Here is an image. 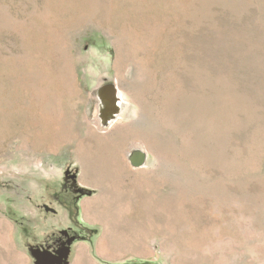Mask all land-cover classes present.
<instances>
[{
  "label": "rangeland",
  "instance_id": "rangeland-1",
  "mask_svg": "<svg viewBox=\"0 0 264 264\" xmlns=\"http://www.w3.org/2000/svg\"><path fill=\"white\" fill-rule=\"evenodd\" d=\"M0 264H264V0H0Z\"/></svg>",
  "mask_w": 264,
  "mask_h": 264
},
{
  "label": "flooded vegetation",
  "instance_id": "flooded-vegetation-1",
  "mask_svg": "<svg viewBox=\"0 0 264 264\" xmlns=\"http://www.w3.org/2000/svg\"><path fill=\"white\" fill-rule=\"evenodd\" d=\"M63 235H64V239L61 242L59 239H57L58 241L56 240L55 242H53V244L51 243L52 245H51V248H49V250L54 251V253H59V251L61 250V247H62V250L65 249V246L67 245L66 241L71 238V235L69 234V232L68 233L63 232ZM51 256H53V255H51Z\"/></svg>",
  "mask_w": 264,
  "mask_h": 264
},
{
  "label": "water",
  "instance_id": "water-1",
  "mask_svg": "<svg viewBox=\"0 0 264 264\" xmlns=\"http://www.w3.org/2000/svg\"><path fill=\"white\" fill-rule=\"evenodd\" d=\"M68 173H69V171L67 170L66 171V176H68ZM75 175H72V177H74ZM80 189H76V191H79ZM44 208H45V210H47V211H52V212H55V209L54 208H52V207H49L48 205H44ZM73 237H71L69 240H68V244H70L72 241H73ZM68 247V246H67ZM65 251L66 252H64L65 254L63 255V256H66V254H67V252L69 251V249L68 248H66L65 249Z\"/></svg>",
  "mask_w": 264,
  "mask_h": 264
},
{
  "label": "bare ground",
  "instance_id": "bare-ground-1",
  "mask_svg": "<svg viewBox=\"0 0 264 264\" xmlns=\"http://www.w3.org/2000/svg\"><path fill=\"white\" fill-rule=\"evenodd\" d=\"M99 97L100 98H103V96H101V95H99ZM99 98V99H100ZM116 101H115V103H116V105L118 104V103H120L121 102V99H120V97L118 96V95H116ZM109 117L107 118L108 119V121L110 122L111 120H112V117L114 116V113H112V112H109Z\"/></svg>",
  "mask_w": 264,
  "mask_h": 264
},
{
  "label": "crops",
  "instance_id": "crops-1",
  "mask_svg": "<svg viewBox=\"0 0 264 264\" xmlns=\"http://www.w3.org/2000/svg\"><path fill=\"white\" fill-rule=\"evenodd\" d=\"M100 205V204H99ZM98 210H100V207H97Z\"/></svg>",
  "mask_w": 264,
  "mask_h": 264
}]
</instances>
